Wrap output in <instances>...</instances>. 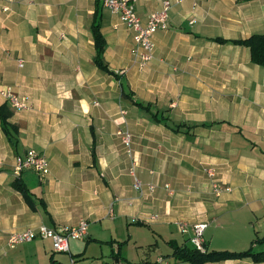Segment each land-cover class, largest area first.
<instances>
[{
    "label": "crops",
    "instance_id": "1",
    "mask_svg": "<svg viewBox=\"0 0 264 264\" xmlns=\"http://www.w3.org/2000/svg\"><path fill=\"white\" fill-rule=\"evenodd\" d=\"M162 1L137 0L136 11L145 20ZM94 8L95 0H0V105L18 130L10 141L0 125V264H69L71 257L76 264H96L83 260L92 242L101 241L88 226L86 238L69 239L68 252H54L44 238L8 243L25 227H58L79 218L154 225L164 235L166 253L116 256V264H191L174 255L177 247L191 245V231L180 232L177 221H207L206 250L263 251L264 67L251 61L247 46L230 40L264 32V0L173 3L143 68L133 55V31L102 2L103 58L123 89L94 63ZM158 81L166 86L159 88ZM6 91L25 97L29 106L16 109ZM131 100L163 111L169 123L179 122V131ZM120 130L132 135L128 147ZM29 148L48 158L47 174L14 173L15 155ZM208 166L230 191L212 192ZM17 177L36 210L12 186ZM172 226L185 235L180 242ZM70 242L79 247L71 252Z\"/></svg>",
    "mask_w": 264,
    "mask_h": 264
},
{
    "label": "built area",
    "instance_id": "2",
    "mask_svg": "<svg viewBox=\"0 0 264 264\" xmlns=\"http://www.w3.org/2000/svg\"><path fill=\"white\" fill-rule=\"evenodd\" d=\"M180 0H163L158 9L151 11L145 20H142L136 11L137 0H102L103 5L114 15L118 16L119 20L126 25L128 29L133 31L134 46L132 48L133 55L138 62L140 68L153 58L155 44L153 41L154 34L159 30L167 28L168 12L173 3ZM19 65H22L19 62ZM5 96L10 100L16 109H24L29 105L25 97H19L10 91H6ZM122 143L129 146L131 143V133L128 130L117 131ZM135 160V159H134ZM33 170L43 176L49 171V160L41 152L34 148H29L23 155L17 154L14 157L13 171L20 174L23 170ZM129 171L134 172V166H131ZM205 172L211 182L212 192L219 196L224 192H228L231 188L217 180L215 177L216 171L211 166L205 167ZM136 188H141V183L135 179ZM149 189H153L154 185L149 184ZM88 221L86 218H79L78 221L70 225H61L58 227H49L43 223L37 226H28L22 230L12 232L8 237V243L11 245L31 241L35 238L49 239L54 252H68L69 239H84L87 237ZM177 226L180 232L186 233L189 230L190 244L197 250L204 252L205 242L203 233L208 226L207 221H199L188 224L184 221H177ZM69 264H76L75 258L71 257Z\"/></svg>",
    "mask_w": 264,
    "mask_h": 264
},
{
    "label": "trees",
    "instance_id": "3",
    "mask_svg": "<svg viewBox=\"0 0 264 264\" xmlns=\"http://www.w3.org/2000/svg\"><path fill=\"white\" fill-rule=\"evenodd\" d=\"M101 19H102V2L101 0H95L93 18L90 24V30L93 38L94 49H95V55L93 60L96 66L100 70L108 74H111L116 79H118L123 89L125 84L120 78V75L110 70L108 64L105 62L103 58L106 40L101 32ZM214 40L220 43L228 42V40L219 37L214 38ZM230 42L234 44L247 46L250 50L251 61L255 64L264 67V32L255 33L243 39L230 40ZM131 101L134 105L146 110V112H148L151 118L155 120L157 123H161L165 127L173 131L176 132L179 131L180 124L172 125L171 123H169L170 120L169 116L166 115L163 111H159V110L152 111L150 109L149 104H143L142 102L137 100H131ZM9 115H10V111H7L4 105H0L1 129L4 131L5 135L9 138V140L12 141V138H14V134H16L18 130L14 125L8 122ZM12 186L15 189H17L19 192H21V194L25 198V201L28 203L30 208L36 210V204L34 203V200L31 197L32 193L24 185L20 177H17L12 181ZM41 202L42 201H40V203ZM174 255L178 261L189 262L191 264H202L205 262L219 261V260L231 259V258H242L246 256L252 257L254 261L264 260V250L256 253L252 252L251 249H247L245 251L205 250L204 252H201L192 245H184L181 247H177L174 251Z\"/></svg>",
    "mask_w": 264,
    "mask_h": 264
},
{
    "label": "rangeland",
    "instance_id": "4",
    "mask_svg": "<svg viewBox=\"0 0 264 264\" xmlns=\"http://www.w3.org/2000/svg\"><path fill=\"white\" fill-rule=\"evenodd\" d=\"M158 82L157 86L159 88L166 86L163 85L162 81ZM170 232L179 242L182 237H185L184 234L178 233L174 226L170 228ZM88 233L92 237L101 239L99 242H92L93 244L90 246L88 254L83 259L91 263L116 264L114 261L116 256L121 258H141L149 253L152 254L153 251L166 253L169 250L164 235H159L154 225L139 226L125 220L107 219L101 223L89 220ZM118 244L120 245V255H116V245ZM78 247L79 242H70L71 252ZM121 258L120 260H122Z\"/></svg>",
    "mask_w": 264,
    "mask_h": 264
}]
</instances>
